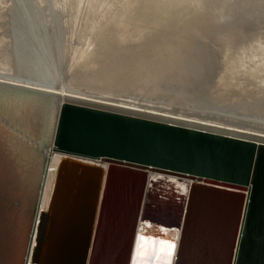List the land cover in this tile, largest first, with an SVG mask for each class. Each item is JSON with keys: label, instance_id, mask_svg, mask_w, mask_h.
<instances>
[{"label": "water", "instance_id": "95a60500", "mask_svg": "<svg viewBox=\"0 0 264 264\" xmlns=\"http://www.w3.org/2000/svg\"><path fill=\"white\" fill-rule=\"evenodd\" d=\"M115 8V0H0V48L6 50L3 55L8 60L13 56L32 70H48L52 61L53 71L63 64L68 70V59L79 61L75 55L81 41L87 48L114 44ZM242 27L222 34L220 43L225 47L207 43V38L200 44L180 39V47L169 55L173 54L179 68L183 65V81L188 75L191 86L203 94L223 93L212 95L216 99L249 100L245 108L252 111L264 106V18ZM166 32L169 39L180 35L172 28ZM152 56L150 60L158 63ZM170 68H165L167 75ZM51 138L24 264L53 152L107 164L84 264H130L148 178L154 173L193 184L185 195L182 240L179 209L155 204L159 200L155 196L141 220H145L147 239L141 248L148 245L149 236L157 235V241L164 236L160 229L151 235L146 228H160L163 222L164 232H178L173 245L176 251L181 241L177 257L187 264H264V144L70 103L61 104ZM220 188L243 191L247 196L240 201ZM70 202L68 198L60 221L53 218L51 241L62 236L63 227L72 219ZM52 245L49 240L47 251L60 249L61 253L64 249L57 245L53 250Z\"/></svg>", "mask_w": 264, "mask_h": 264}, {"label": "bare ground", "instance_id": "6f19581e", "mask_svg": "<svg viewBox=\"0 0 264 264\" xmlns=\"http://www.w3.org/2000/svg\"><path fill=\"white\" fill-rule=\"evenodd\" d=\"M152 3L153 0H115L114 44L97 43L93 48H87L88 44L81 41L79 53L75 55V58L79 56V61L68 59L67 63H71L68 70H64L63 64L53 71L55 61L43 72L32 70L13 56H8V60L3 55L6 50L0 48V264H24L47 152L62 103L264 144V106L250 111L247 109L249 101L233 96L220 100L212 96L217 97L223 94L221 92L203 94L196 86H191L188 75L183 81L181 66L175 74L167 75L165 68L170 66L172 70L177 61L165 47L171 43L179 45L180 39L175 36L174 40L179 42L169 41L170 36H164L167 32L163 30H178L179 27L172 20L154 23L151 15L147 19L138 15L147 11ZM183 25L191 26L188 22ZM194 31H200V34H193ZM204 33L199 29L190 31V34L184 32L182 40L200 43L197 39ZM204 38L207 43H217L211 35L201 36V42ZM145 47L151 49L149 53L130 54ZM150 54L159 62L150 60ZM106 168V163L98 161L55 152L49 156L27 264L85 263ZM190 184L193 182L166 174L149 175L130 264H187L177 257L179 240L175 257L169 256L178 232H164L163 222L160 228L154 225L146 228L151 235L160 229L164 236L159 241L157 235L149 236L148 245L141 248V244L147 242L145 220H141L147 216L146 209L151 208V197L156 196L159 200L155 204L171 210L179 209L180 239L185 195ZM201 186L214 188L207 184ZM219 190L230 192L240 201L247 196L243 191ZM68 198H71L68 212L73 211L72 219L69 217L63 227L62 236L51 241L53 218L60 221ZM52 208L56 213L54 217ZM240 215L236 217L237 227ZM49 240L50 245L53 242V250L57 245H63V251H47Z\"/></svg>", "mask_w": 264, "mask_h": 264}, {"label": "rangeland", "instance_id": "374dc122", "mask_svg": "<svg viewBox=\"0 0 264 264\" xmlns=\"http://www.w3.org/2000/svg\"><path fill=\"white\" fill-rule=\"evenodd\" d=\"M133 13L135 12L133 11ZM138 15L146 19L151 15L150 19L154 23L160 21L166 23L164 20L177 22L179 29L175 30V32H179L180 35L175 34V36L179 39L183 38L184 32L190 34V31L199 29L205 31L201 36H205L206 34L211 35L215 38L214 40L220 43L222 34H224L226 30L241 28L246 24L253 23V21L262 20L264 18V0H153V3L149 4L147 11L145 10ZM183 22H188L191 26L185 27ZM161 26L165 27V24H161ZM163 31L166 32V30ZM166 34L167 33H164L163 35L166 36ZM193 34L198 35L200 31H194ZM201 36L198 37L199 40L197 39L200 43H202ZM169 41L173 42L176 40L170 39ZM237 41L238 40H236V42ZM177 46L180 47V44L171 43L167 44L165 49L170 50V54L174 52ZM220 47H225V45L221 44ZM233 47L235 48L234 43ZM150 50L151 49L145 47L138 52L131 51L130 54L136 56L143 52L149 53ZM181 66L183 67V65ZM175 70H181V68L174 66V68L169 71L175 74ZM242 101L249 100L242 99Z\"/></svg>", "mask_w": 264, "mask_h": 264}, {"label": "snow or ice", "instance_id": "6c2138e0", "mask_svg": "<svg viewBox=\"0 0 264 264\" xmlns=\"http://www.w3.org/2000/svg\"><path fill=\"white\" fill-rule=\"evenodd\" d=\"M171 254L173 257L175 256V245L171 246ZM142 255H143V253H142Z\"/></svg>", "mask_w": 264, "mask_h": 264}]
</instances>
